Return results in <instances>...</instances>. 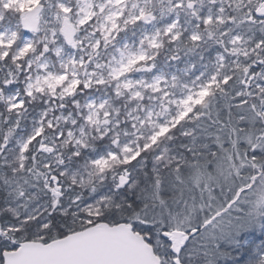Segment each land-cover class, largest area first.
Returning a JSON list of instances; mask_svg holds the SVG:
<instances>
[{"label": "snow or ice", "instance_id": "snow-or-ice-1", "mask_svg": "<svg viewBox=\"0 0 264 264\" xmlns=\"http://www.w3.org/2000/svg\"><path fill=\"white\" fill-rule=\"evenodd\" d=\"M0 264H264V0H0Z\"/></svg>", "mask_w": 264, "mask_h": 264}]
</instances>
